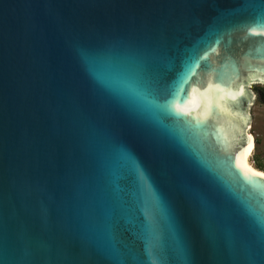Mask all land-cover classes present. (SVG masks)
<instances>
[{
	"label": "water",
	"instance_id": "95a60500",
	"mask_svg": "<svg viewBox=\"0 0 264 264\" xmlns=\"http://www.w3.org/2000/svg\"><path fill=\"white\" fill-rule=\"evenodd\" d=\"M253 85L264 0H0L5 264H264Z\"/></svg>",
	"mask_w": 264,
	"mask_h": 264
},
{
	"label": "rangeland",
	"instance_id": "374dc122",
	"mask_svg": "<svg viewBox=\"0 0 264 264\" xmlns=\"http://www.w3.org/2000/svg\"><path fill=\"white\" fill-rule=\"evenodd\" d=\"M250 90L253 100L248 109V133L253 136L254 147L249 162L254 168L264 172V100L259 96L264 91V86L253 85Z\"/></svg>",
	"mask_w": 264,
	"mask_h": 264
},
{
	"label": "snow or ice",
	"instance_id": "6c2138e0",
	"mask_svg": "<svg viewBox=\"0 0 264 264\" xmlns=\"http://www.w3.org/2000/svg\"><path fill=\"white\" fill-rule=\"evenodd\" d=\"M81 58L90 73L94 74L97 79L105 81V74L111 70L114 64L112 53L108 50H99L91 53L87 50L81 53ZM0 264H5V260L0 255Z\"/></svg>",
	"mask_w": 264,
	"mask_h": 264
},
{
	"label": "bare ground",
	"instance_id": "6f19581e",
	"mask_svg": "<svg viewBox=\"0 0 264 264\" xmlns=\"http://www.w3.org/2000/svg\"><path fill=\"white\" fill-rule=\"evenodd\" d=\"M248 134H249V136H250V140H251V144H252V150H253V147H254V139H253V136H252L250 133H248ZM249 165H250V167H251L254 171L258 172V173L261 174V175H264V172H263V171H260V170H258V169H256V168H254V167L251 165L250 162H249Z\"/></svg>",
	"mask_w": 264,
	"mask_h": 264
},
{
	"label": "trees",
	"instance_id": "16d2710c",
	"mask_svg": "<svg viewBox=\"0 0 264 264\" xmlns=\"http://www.w3.org/2000/svg\"><path fill=\"white\" fill-rule=\"evenodd\" d=\"M260 98L264 100V91L259 94Z\"/></svg>",
	"mask_w": 264,
	"mask_h": 264
}]
</instances>
